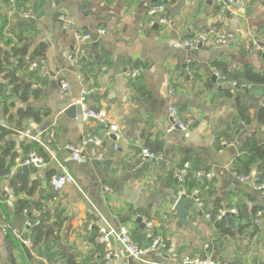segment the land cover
Segmentation results:
<instances>
[{"label": "crops", "instance_id": "obj_1", "mask_svg": "<svg viewBox=\"0 0 264 264\" xmlns=\"http://www.w3.org/2000/svg\"><path fill=\"white\" fill-rule=\"evenodd\" d=\"M54 2L57 4L59 0ZM60 2L75 4L88 14L70 17L62 9L51 32L43 0H0V50L9 51L13 46L27 49L23 58L10 61L15 84L3 81L0 74V81L7 85L6 90L0 91V130L10 132L0 146L13 142L17 158L28 152L27 144L35 143L48 157L44 158L45 165L30 168L27 178L16 176L21 169L13 171V167L10 179L0 176V223L4 219L21 235L32 238L31 230L24 226L25 216L15 213L17 198L45 203L50 223L57 216L65 219L53 237L32 245L30 250L18 240L3 236L0 229V264H67L68 260L76 264H104L106 251L99 241L101 233L98 226L88 230L89 224L97 218L103 219L113 232L128 228L135 243L146 245L149 241L145 230L135 223L138 215L156 225L155 237L164 240L165 249L150 254L145 263L129 261L124 258L120 243L110 237L113 260L109 264H181L185 258L195 260L206 255L203 246L207 243L213 248L216 262L264 264V218L261 224H253L256 213L264 211V196L250 184L240 182L233 171L243 139L257 133V138L264 140V126L257 121L258 110L264 106V86L235 90L228 83L211 80L213 69L233 81L229 74L243 72L245 68L264 72L260 53L264 46V0H255L231 12H224L206 0H172L166 7L171 23L164 26L156 20L150 26L147 14L155 0ZM26 13L33 14L35 24L23 21ZM60 16L65 20H60ZM210 27L227 32L228 41L194 50L173 47L176 42ZM99 30L105 34L99 35ZM74 31L89 34L90 41L82 44L74 37ZM82 49L86 51V56L80 57L85 60L84 71L80 60V66L76 62ZM41 50L43 57L35 58L34 53ZM33 63L38 68L30 71ZM129 69L137 70L138 76L129 77ZM62 82L69 85L67 93L61 90ZM18 85L21 90L17 95L14 86ZM24 88L31 93L21 103L19 94ZM84 91H88V109L107 113L103 128L97 121L86 119L80 127L59 109L66 96L73 93L78 99ZM237 102L247 109L250 123L241 122ZM11 104L12 122L2 114L3 107ZM171 104L178 108L182 119H195V127L186 133L173 129L167 116ZM19 108H32L48 115L38 122L23 119L17 126L14 114ZM23 130L37 137L50 154L39 141L20 139L18 132ZM110 130L115 131V140L110 138ZM224 134L232 137L227 145L221 141ZM88 135L102 138L105 151L102 162L91 160L90 147L82 146V139ZM65 146L80 149V159L71 160L63 150ZM143 149L151 152L159 149L154 153H161L162 159L141 162ZM53 155L76 182L58 193L50 186L51 177L61 172ZM186 163L193 176L199 171L211 172V180L201 193L203 215L200 217L187 208L189 227L177 225L178 217L167 202L178 190L174 173ZM255 171L256 168L250 175ZM13 180L17 187L24 186L27 191L5 199ZM137 187L144 199H156L152 206L135 210L125 193ZM105 188L109 191L105 192ZM28 190L33 191L31 196ZM216 205L242 211V219L238 215L232 218L234 236L220 235L205 217ZM32 211L34 216L36 212ZM239 226H244L240 235ZM252 228L256 231L253 234Z\"/></svg>", "mask_w": 264, "mask_h": 264}, {"label": "built area", "instance_id": "obj_2", "mask_svg": "<svg viewBox=\"0 0 264 264\" xmlns=\"http://www.w3.org/2000/svg\"><path fill=\"white\" fill-rule=\"evenodd\" d=\"M12 2H15L16 0H11ZM209 2L214 3L215 5L219 6L224 12H231L234 9L235 4H248L252 3L255 0H206ZM172 0H155V5L150 8L148 11V17L150 19V26L154 25V21L156 20L160 25H169L171 23V18L168 15L167 12V5L170 4ZM25 17L34 18L32 13H26L24 14ZM60 20H65L64 16L59 17ZM99 35L105 34L104 30L98 31ZM74 37L81 42L82 44H87V42L90 41V35L86 33H80L78 31H74ZM229 35L227 32L220 30L216 27H210L202 29L198 32H196L193 36L182 39L178 42H176L173 47L178 50H185V49H198L201 48L209 43H215V44H224L228 41ZM260 53L264 58V46L260 48ZM86 51L85 49H82L80 51L79 57L77 58L76 62L79 64L80 57H85ZM38 68L37 63H33L29 66L30 71H35ZM138 71L135 69H129L127 74L131 78H135L138 76ZM212 76L216 78V81H220L222 83H228V85L235 90H249L251 89V85L247 84H239L236 81L229 80L220 70L213 69ZM69 89V85L65 82L61 83V90L64 93H67ZM173 92V91H171ZM88 95V91H84L80 98L76 99V104L81 105L84 119L88 117H92L96 119L98 123L103 124V126L107 123V113L104 110L100 111H93L87 108L86 106V96ZM167 116L168 121L173 129L180 133H186L190 131L192 128L196 125V120L193 118L189 119H182L179 113L178 108L171 104L167 109ZM53 133L51 132V136ZM18 137L20 139H29L30 141L38 142V138L31 135V132L29 130H23L18 132ZM116 138V136H115ZM120 139V136H117V140ZM223 145L229 144L224 139H221ZM40 143L43 147H45L47 153L50 154V150L44 146L40 141ZM82 146L90 147V158L93 161L102 162L105 158V151L103 149V140L99 136H92L88 135L87 137L83 138L81 141ZM118 148L117 145H115V149ZM64 151L68 152L71 160L76 161L80 159V149L75 148L73 146H65ZM53 160L57 162L58 167L60 168L61 172L59 174L53 175L50 179V186L54 193H58L65 189L68 186L76 185L75 179L73 176L66 170V167L60 163L56 157L52 156ZM162 159L161 153H154L151 152L148 149H143L140 152V158L139 160L141 162L145 161H153L158 162ZM46 160L43 156L39 155L37 151L35 150H29L24 156L17 157L14 160L13 164V171L19 170L23 167H26L28 170L30 168H37L45 165ZM13 171L9 172V174H6L3 176L4 180H8L11 178ZM190 172V165L184 164L182 168L177 170L174 173V178L177 181L178 184V190H177V197H186V198H194L195 203L198 205L199 208L203 207V201L201 198L202 191L206 188L207 183L211 180V172H203L199 171L196 172L195 177L198 179V187L193 189L190 193H187V176ZM235 176L237 179L246 184H250L252 189L256 192L261 193L264 196V182L260 180V172L256 170L252 175H238L235 173ZM109 189L105 188V192H108ZM16 196L14 188H9L7 190V193L5 195V199L14 198ZM4 197V196H3ZM43 211H46L45 203L42 206ZM33 212V211H32ZM36 212V211H35ZM27 211L24 212L26 214ZM227 213H230L234 216L238 215V210L235 208H225L221 207L214 220L212 219L210 213L205 214V217L212 221L213 224L216 221L224 220V217ZM2 214V208H1V199H0V215ZM263 214L264 211H259L255 215V219L253 224L259 225L263 221ZM37 215V212L35 216ZM2 216V215H1ZM2 218V217H1ZM145 223V237L149 241L146 245H139L135 243L131 237L130 231L128 228L122 227L118 232H113L112 230L110 232H105L104 229L99 228V231L101 233V237L99 238V241L101 244L105 247V254H104V264H109L113 260L112 256V243L110 241V237H115V239L120 243L124 258L129 261H136V262H144L145 259L152 253L160 252L165 249V242L159 237H155L154 229L156 228V225H154L152 222L143 220ZM94 223V224H93ZM93 223H90L88 226V230H92L96 222L93 221ZM41 222L39 218H36L35 221H31L29 219L24 220V226L27 228V230L30 232L33 228H36L40 226ZM0 229L5 237H11L13 239H16L19 241L22 247L30 250L32 247V239L30 236H23L17 231L14 227H12L6 220L2 219V222L0 223ZM203 251L205 252V258L200 259L197 258L195 260H190L188 258H185L182 260L181 264H228L226 262L219 263L214 260L213 256V248H211L210 243H207L203 246ZM94 263V262H93ZM90 263V264H93ZM55 264H62V262H57Z\"/></svg>", "mask_w": 264, "mask_h": 264}, {"label": "trees", "instance_id": "obj_3", "mask_svg": "<svg viewBox=\"0 0 264 264\" xmlns=\"http://www.w3.org/2000/svg\"><path fill=\"white\" fill-rule=\"evenodd\" d=\"M27 54L26 47H18L13 46L9 51H1L0 50V74H3V81H9V83H16V75L12 71L11 67V60L16 59L17 61L20 58H23ZM44 53L43 51H39L34 53V57H43ZM32 57V60L34 59ZM84 59H80V63L82 65V71L86 70V66L84 65ZM217 67V66H215ZM226 72V71H225ZM223 73V72H222ZM227 73V72H226ZM224 74V73H223ZM225 75V74H224ZM226 76V75H225ZM236 82L239 84H247L251 85V87H262L264 86V72L257 73L251 68H245L243 72L236 73L233 75H230ZM0 81V91L6 90L7 85ZM21 90V87L14 86V93L18 95L19 91ZM31 93V91L28 88L22 89V92L19 94V100L21 103H24L28 100V96ZM32 94L35 95L34 92ZM231 96V94H229ZM13 104L7 106L5 105L2 109V114L4 116H8L9 120L11 122L13 121V113L9 112V107H12ZM236 108L238 111V115L240 117V120L245 125L250 123V119L246 116L247 109L244 108L240 102H237ZM17 117V126H20V121L23 119H29L32 118L35 122H38L41 120L42 117L47 116V112H40L37 110H34L32 108H19L16 110L15 114ZM257 121L259 125L264 126V106L260 107L257 113ZM10 134L9 131L5 129L0 130V141L4 139L6 136ZM222 139H224L226 142H231L232 137L228 136L227 134L222 135ZM42 149V148H41ZM35 143L33 144H27L25 147V151L29 150H35L37 153L41 154L46 160L47 156L41 150ZM154 152H158L159 149L153 150ZM239 151L241 152V155L236 158L235 165L233 167V171L238 175H250L251 171L256 168L260 172V180L264 182V140H260L257 138V133L250 135L248 137H245L243 141L239 145ZM0 176H4L6 174H9L10 168L14 164V158L16 156V153L14 151V143L13 142H7L4 144V146H0ZM9 159V160H7ZM7 161L9 163H7ZM198 185V179L193 176V171L190 168L189 175L187 176V193H190L193 189L197 188ZM11 187H14L15 194L17 195L20 192L27 191V188L24 186L17 187L16 183H14V180L11 183ZM29 192V190H28ZM33 191L29 192V196H31ZM43 203L41 201H29L26 199H19L17 198L15 200V213L17 215H24L26 219H29L31 221H35L36 218H39L41 224L40 226L33 228L31 230V236H32V245H38L41 243H45L48 241L50 237L54 236V232L61 229L65 219L63 217L57 216L56 221L50 223V214L49 212H45L42 209ZM221 208V206L216 205L214 210L210 213L212 219L216 217V214L218 210ZM32 210L37 212V215H32ZM27 211L26 214L24 212ZM242 216V211L238 213V218ZM242 219V217L240 218ZM214 226L216 231L220 235L225 236H234L235 231H233V227H230L228 223L225 220L216 221L214 222ZM94 230V229H93ZM244 226H239L237 233L243 234ZM255 229L252 228L251 234L255 233ZM97 237V236H96ZM94 236V238H96ZM205 255H202L200 259H204ZM67 264H76L75 262L68 260Z\"/></svg>", "mask_w": 264, "mask_h": 264}, {"label": "water", "instance_id": "obj_4", "mask_svg": "<svg viewBox=\"0 0 264 264\" xmlns=\"http://www.w3.org/2000/svg\"><path fill=\"white\" fill-rule=\"evenodd\" d=\"M59 2L55 4L54 0H43L45 4L44 12L49 15L48 24L50 25V31L54 32L52 27L54 26L55 17L58 15L59 11L64 9L68 13L70 17H73L76 13L86 15L88 14L87 11H85L81 7H76L75 4L67 5L63 2ZM243 8L242 4H235L234 9L241 10ZM250 11L247 10V13ZM24 22L35 24L36 21L33 18L25 17L23 19ZM59 21V20H58ZM157 27V25H156ZM211 80L213 82H216V78L212 76ZM255 94L260 93V91H254ZM59 109L62 111L63 115L70 119H75L77 124L81 127L83 123V111L81 108V105L76 104V98L73 93H71L69 96H66L64 100L60 103ZM87 122H96V119L92 117L86 118ZM99 127L103 128V124L99 123ZM109 136L113 140H115V131L110 130ZM72 162H69V165ZM16 176H18L20 179L27 178L29 176V170L26 167L21 168V172L17 173ZM195 176V175H194ZM125 196L127 197L128 201L135 206V210L138 211L140 208H148L152 206L153 203H155L156 199H150L146 200L142 197V194L138 192V187L134 189V191L125 193ZM170 206H172V209L174 211V215L178 217V226L182 225L184 227H189V224L187 222V217L189 215V212L187 208H191L194 213H196L198 216H202L203 213L201 209L198 207V205L195 203L194 198H186L184 196L177 197V193L173 195V197L167 201ZM264 217V214H263ZM232 218L233 215L230 213H227L224 217V220L228 223L230 227H233L232 224ZM96 225L102 229L105 230V232H110L111 229L107 225V223L103 219H97L94 218ZM135 223L139 226L141 230H145V223L143 222V217L141 215H138L136 217ZM94 228V227H93Z\"/></svg>", "mask_w": 264, "mask_h": 264}]
</instances>
